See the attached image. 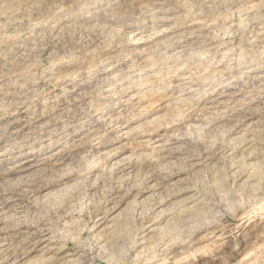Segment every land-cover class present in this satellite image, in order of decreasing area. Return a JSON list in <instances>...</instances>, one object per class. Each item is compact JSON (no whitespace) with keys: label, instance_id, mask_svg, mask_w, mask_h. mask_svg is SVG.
Returning a JSON list of instances; mask_svg holds the SVG:
<instances>
[{"label":"rangeland","instance_id":"374dc122","mask_svg":"<svg viewBox=\"0 0 264 264\" xmlns=\"http://www.w3.org/2000/svg\"><path fill=\"white\" fill-rule=\"evenodd\" d=\"M0 203V264H264V0H0Z\"/></svg>","mask_w":264,"mask_h":264},{"label":"bare ground","instance_id":"6f19581e","mask_svg":"<svg viewBox=\"0 0 264 264\" xmlns=\"http://www.w3.org/2000/svg\"><path fill=\"white\" fill-rule=\"evenodd\" d=\"M54 155H55V154H54ZM56 156H57V155H56ZM56 156H55V157H56ZM55 157H54V158H55ZM56 158H57V157H56ZM31 161H32V160H31ZM23 164H24V163H23ZM34 164L36 165V163H34ZM40 164H42V163H40ZM39 166H40V165H39ZM33 167H34V166H33ZM25 168H26V167H25ZM28 169H31V167H28V166H27V168H26L25 170H28ZM23 170H24V169H23ZM25 170H24V171H25ZM26 172H27V171H26ZM13 201H14V200H13ZM15 201H16V200H15ZM9 203H11V201H10ZM0 204H1V203H0ZM0 208H1V207H0ZM2 208H3V207H2ZM1 211H3V210H1ZM250 246H253V245H250ZM247 250H248V249H247ZM247 250H246V253H247ZM251 251H252V249H251Z\"/></svg>","mask_w":264,"mask_h":264}]
</instances>
